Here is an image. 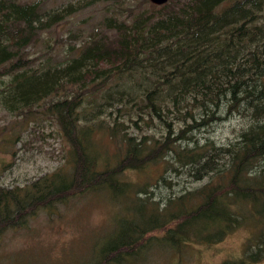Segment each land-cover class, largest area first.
Segmentation results:
<instances>
[{
  "label": "trees",
  "instance_id": "1",
  "mask_svg": "<svg viewBox=\"0 0 264 264\" xmlns=\"http://www.w3.org/2000/svg\"><path fill=\"white\" fill-rule=\"evenodd\" d=\"M126 1V15L103 16L58 67L51 55L30 57V46L66 18L121 0H0L1 105L26 115L42 102L67 144L53 171L0 185V236L93 196L110 208L105 228L88 253L87 235L70 262L54 263L168 264L237 229L249 234L229 263L264 262V0ZM234 114V140L196 137ZM140 122L160 135L129 130ZM153 246L165 253L152 257Z\"/></svg>",
  "mask_w": 264,
  "mask_h": 264
},
{
  "label": "rangeland",
  "instance_id": "2",
  "mask_svg": "<svg viewBox=\"0 0 264 264\" xmlns=\"http://www.w3.org/2000/svg\"><path fill=\"white\" fill-rule=\"evenodd\" d=\"M83 3L86 0H47L49 7L62 6V2ZM133 2L121 0V3H96L84 11L66 18L50 30L43 32L29 48V56L43 61L49 55L56 59L57 66L63 67L69 55L73 54L87 37L88 32L105 15L121 13L126 15V7ZM76 35V37H73ZM7 81V76L2 77ZM2 83L0 81V90ZM0 91V185L13 186L24 184L53 171L63 160L67 144L61 138L57 124L44 111L42 102L35 104L26 115L7 112L1 105ZM41 105V106H36ZM238 114L201 128L195 134L210 136L218 142L234 140L242 125ZM154 123L141 129L129 123V130L137 134L159 136L161 129ZM203 131H206L204 133ZM109 144L108 138L105 140ZM111 151L114 146H110ZM264 165V163H262ZM105 199L93 196L78 197L66 204L58 205L55 212L40 214L18 230H8L0 236V264H56L70 262L71 250H77L80 238L90 236L98 229L102 231L108 221ZM249 231L237 229L221 242L212 246L194 244L186 253L178 252L170 257L168 264H224L241 256V247ZM156 246L151 248L152 257L164 254ZM56 261V263H54ZM231 264V263H229ZM264 264V262L251 263Z\"/></svg>",
  "mask_w": 264,
  "mask_h": 264
},
{
  "label": "water",
  "instance_id": "3",
  "mask_svg": "<svg viewBox=\"0 0 264 264\" xmlns=\"http://www.w3.org/2000/svg\"><path fill=\"white\" fill-rule=\"evenodd\" d=\"M149 1L155 5H162V4L166 3L168 0H149Z\"/></svg>",
  "mask_w": 264,
  "mask_h": 264
}]
</instances>
